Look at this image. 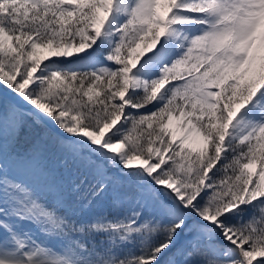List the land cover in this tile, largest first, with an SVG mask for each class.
Here are the masks:
<instances>
[{
	"label": "snow or ice",
	"instance_id": "obj_1",
	"mask_svg": "<svg viewBox=\"0 0 264 264\" xmlns=\"http://www.w3.org/2000/svg\"><path fill=\"white\" fill-rule=\"evenodd\" d=\"M0 264H264V0H0Z\"/></svg>",
	"mask_w": 264,
	"mask_h": 264
}]
</instances>
